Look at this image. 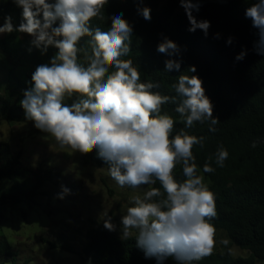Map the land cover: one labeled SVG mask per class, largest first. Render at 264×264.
<instances>
[{
	"label": "clouds",
	"instance_id": "1",
	"mask_svg": "<svg viewBox=\"0 0 264 264\" xmlns=\"http://www.w3.org/2000/svg\"><path fill=\"white\" fill-rule=\"evenodd\" d=\"M12 2L22 9V22L16 28L11 17H5L0 34L26 33L33 37L32 45L42 51L49 46L58 49L50 64L37 66L32 74L33 87L20 101L26 119L61 149L81 154L96 151L120 187L148 186L143 197L131 198L133 206L122 217L123 237L135 234L146 257H155L157 264H164L168 257L177 264H193L210 256L215 246L216 229L210 223L217 215L215 198L203 175L198 174L192 151L197 144L203 146L204 138L183 130L173 135L175 120L161 114L164 104L176 103L179 97L175 112L186 127L210 121L209 130L215 131L212 126L220 121L213 116V104L205 95L202 80L195 75L179 76L172 86L176 96L171 97L152 91L159 84L141 82L133 61L121 59L130 52L133 32L122 14L110 18L108 31L91 27L94 18L105 19L103 10L108 0ZM180 4L192 25L189 31L199 28L207 34L210 22L197 21L193 15L199 11L200 0H180ZM139 11L145 20L151 19L149 8ZM246 17L258 29L256 50L264 55V0H254L246 9ZM86 36L91 38L90 53L80 46ZM157 50L169 56L179 51L168 39ZM243 56L242 52L237 59ZM179 68L178 61H165L166 71ZM190 71L195 72V67ZM73 96L77 99L69 106L65 100ZM227 156L221 146L216 163L223 166ZM177 165L182 167V181L174 176ZM213 171L209 164L204 165L203 172ZM157 181L160 187H152ZM69 191L63 188L60 198ZM104 227L115 230L110 217Z\"/></svg>",
	"mask_w": 264,
	"mask_h": 264
},
{
	"label": "trees",
	"instance_id": "2",
	"mask_svg": "<svg viewBox=\"0 0 264 264\" xmlns=\"http://www.w3.org/2000/svg\"><path fill=\"white\" fill-rule=\"evenodd\" d=\"M160 0H108L103 10V21L94 18L91 27L102 31L111 28V17L121 15L133 28L130 37V52L121 59H131L141 73V82H153L159 87L152 91L161 95L176 96L172 87L181 75L198 76L205 95L213 104V116L220 121L212 126L210 121L196 122L191 128L185 126L175 112L176 103H166L161 114L167 113L175 120L173 135L184 131L189 135L203 137V146L193 147L198 174L213 192L217 215L210 221L216 231H222L229 241L246 257H234L228 252H216L193 264H255L264 261V55L256 50L258 29L253 27L246 9L254 0L200 1L199 11L193 15L197 21L207 20L210 27L207 34L192 27L186 12L176 13L180 0H167L158 10ZM149 8L151 19L145 20L139 10ZM11 17L14 27L22 22V9L12 0H0V21ZM58 26V25H54ZM231 38V43L229 39ZM33 37L13 31L0 39V51L24 54L23 67L9 60L3 67L5 77L0 92V120L28 123L20 101L24 92L33 87L32 74L41 64H50L58 52L54 46L42 51L32 45ZM90 37L82 38L80 46L90 53ZM165 39L175 42L179 51L174 55L158 52V45ZM242 59H237L241 53ZM82 56V54H81ZM180 63L179 70H165L166 60ZM5 64V63H4ZM196 71L191 72L190 68ZM76 96L66 98L70 106ZM228 156L219 166L216 154L220 147ZM84 164L106 168L108 164L98 158L96 151L83 154ZM214 171L203 172L205 164ZM174 176L184 179L182 167L177 165ZM17 179L20 181L17 182ZM61 173L54 169L26 166L20 156L14 154L7 142H0V205H17L21 202L36 203V197L45 195V184L59 185ZM10 183L9 186H6ZM152 187H160L159 182ZM162 190V189H161ZM48 198L53 196L47 195ZM55 196V195H54ZM79 264H157L155 257H146L143 248L138 247L136 236L119 238L101 226L86 233ZM45 243L47 241H44ZM52 248H57L50 243ZM61 250H72L58 246ZM15 251L8 240L0 234L1 264H15ZM164 264H177L173 257Z\"/></svg>",
	"mask_w": 264,
	"mask_h": 264
},
{
	"label": "rangeland",
	"instance_id": "3",
	"mask_svg": "<svg viewBox=\"0 0 264 264\" xmlns=\"http://www.w3.org/2000/svg\"><path fill=\"white\" fill-rule=\"evenodd\" d=\"M166 1H159L158 10ZM184 11L179 4L175 12ZM3 24L0 21V26ZM6 34H0V39ZM24 57L19 52L10 50L4 55L0 51V92L5 77L3 67L9 65L7 60L14 64V68H19L17 61L21 60L24 68L27 65ZM0 142H7L24 165H41L61 173L60 184H45L42 188L45 195L37 196L35 204L24 201L14 206L0 205V234L15 251V264H79V254L87 241L86 233L97 226L105 228L104 221L109 217L115 230L105 229L124 238L122 217L127 214V208L133 206L131 198L143 197L147 185L136 189L120 187L106 168L84 164L83 154L61 149L52 137L35 128L33 122L0 120ZM65 187L70 191L61 199L60 194ZM47 195L53 197L48 198ZM50 243L57 248H52ZM58 246L69 247L72 252ZM216 252H228L234 257L248 256L247 251L235 247L222 231L215 233L212 253ZM255 264H264V261Z\"/></svg>",
	"mask_w": 264,
	"mask_h": 264
}]
</instances>
